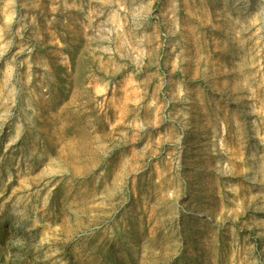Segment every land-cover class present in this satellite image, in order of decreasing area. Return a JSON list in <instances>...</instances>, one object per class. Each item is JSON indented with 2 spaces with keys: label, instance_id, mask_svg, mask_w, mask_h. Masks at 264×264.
Listing matches in <instances>:
<instances>
[{
  "label": "rangeland",
  "instance_id": "obj_1",
  "mask_svg": "<svg viewBox=\"0 0 264 264\" xmlns=\"http://www.w3.org/2000/svg\"><path fill=\"white\" fill-rule=\"evenodd\" d=\"M66 55L117 152L68 146ZM0 264H264V0H0Z\"/></svg>",
  "mask_w": 264,
  "mask_h": 264
},
{
  "label": "crops",
  "instance_id": "obj_2",
  "mask_svg": "<svg viewBox=\"0 0 264 264\" xmlns=\"http://www.w3.org/2000/svg\"><path fill=\"white\" fill-rule=\"evenodd\" d=\"M66 64L63 66L62 81L58 84L60 90L68 93L67 99L64 100V106H82L87 109L86 112L91 116L86 118L85 122L71 126L72 136H70L68 146L78 148L84 151L86 155L93 156L102 150L117 152L119 150V136L114 135L122 131L130 130L133 132V123H120L118 120L104 122L102 117L97 116L96 98L102 91L109 89L110 84L104 81L102 77V59L97 60V56H92L90 63L85 68H80L77 58L66 55ZM97 66L99 67L97 69ZM114 84H112L113 86ZM112 98V95H111ZM130 128V129H129ZM142 138H137L144 145L150 142V138L144 136L142 129ZM127 135V134H126ZM182 134L179 136L181 137ZM124 146L134 145L135 138L123 136ZM145 148V147H144ZM147 149V148H146ZM117 155V153H116Z\"/></svg>",
  "mask_w": 264,
  "mask_h": 264
}]
</instances>
